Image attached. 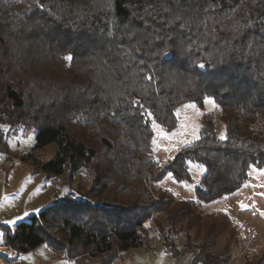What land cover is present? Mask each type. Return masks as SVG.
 Wrapping results in <instances>:
<instances>
[{
	"label": "trees",
	"instance_id": "trees-1",
	"mask_svg": "<svg viewBox=\"0 0 264 264\" xmlns=\"http://www.w3.org/2000/svg\"><path fill=\"white\" fill-rule=\"evenodd\" d=\"M0 85V124L36 133L20 161L33 173H66L68 184L81 168L89 175L87 190L77 180L7 228L3 245L26 253L46 243L75 264L104 255L96 264H110L152 247L142 223L158 213L164 251L177 257L183 232L194 264H231L237 231L227 213L201 202L239 188L251 165L264 168V0H0ZM206 97L217 116L204 112L198 137L160 167L151 121L170 131L179 105L201 107ZM50 143L55 152L41 160L36 152ZM190 161L205 167L194 198L153 187L166 174L191 183ZM242 264H264V243Z\"/></svg>",
	"mask_w": 264,
	"mask_h": 264
},
{
	"label": "rangeland",
	"instance_id": "rangeland-1",
	"mask_svg": "<svg viewBox=\"0 0 264 264\" xmlns=\"http://www.w3.org/2000/svg\"><path fill=\"white\" fill-rule=\"evenodd\" d=\"M46 74L51 76L53 72L47 71ZM207 100L213 101L212 98L206 97L201 107L194 102L179 105L175 111L177 125L170 131L164 130L156 121H151L152 154L160 167L166 163L174 150L198 137L200 117L204 112H214L217 116L219 107L214 101L206 103ZM216 125L218 136L223 137L224 128L218 117ZM0 132L3 133L8 146L7 150H0V241H2L7 228H14L25 218L62 199L71 188L77 186V180L86 181L82 187L83 190H87L89 175L86 169L81 168L73 184H68L66 173L60 176H47L45 172L33 173L29 161L21 162L20 159L31 151L35 143L34 128L19 126L18 129L11 130L7 125L0 124ZM54 152L55 144L50 143L37 151L36 156L45 161L51 158ZM187 164L192 178L191 183L177 181L170 174H166L161 180L156 181L153 187L169 190L178 200L194 198L195 187L205 172V167L197 162L190 161ZM248 174L249 178L233 192L201 202V208L206 212L221 210L227 213L231 219L230 223L237 231L238 244L232 245L228 252L231 264H242L245 254L259 253L264 243V168L251 165ZM151 191L154 193V189ZM156 221L164 228L167 227L163 215L158 213H153L142 223L152 244L149 250L143 246L130 248L120 252L110 264H191L194 251L183 246V232L177 236V245L180 249L177 257H174L164 251L158 242ZM225 243L223 233L216 240V248H222ZM3 244L0 242V246L5 250L3 252H6L8 257L0 253V264H75L64 252L46 243L26 253H18ZM105 256L107 255L90 260L88 264H96Z\"/></svg>",
	"mask_w": 264,
	"mask_h": 264
},
{
	"label": "snow or ice",
	"instance_id": "snow-or-ice-1",
	"mask_svg": "<svg viewBox=\"0 0 264 264\" xmlns=\"http://www.w3.org/2000/svg\"><path fill=\"white\" fill-rule=\"evenodd\" d=\"M184 26H185L184 24H181V27H184ZM137 50H139V49H137ZM65 59H70V57H65ZM203 66L204 65H202V64L200 65V67H203ZM206 103H213V101L207 100ZM188 107H195V105H188ZM37 211H39V209H37ZM25 215H27V213H25ZM17 219H19V217ZM7 223H13V222H7Z\"/></svg>",
	"mask_w": 264,
	"mask_h": 264
},
{
	"label": "bare ground",
	"instance_id": "bare-ground-1",
	"mask_svg": "<svg viewBox=\"0 0 264 264\" xmlns=\"http://www.w3.org/2000/svg\"><path fill=\"white\" fill-rule=\"evenodd\" d=\"M3 250H4V248H3V246H0V253L3 255L4 254V257L6 256V257H8L7 255L8 254H6V252H3ZM5 251V250H4Z\"/></svg>",
	"mask_w": 264,
	"mask_h": 264
},
{
	"label": "crops",
	"instance_id": "crops-1",
	"mask_svg": "<svg viewBox=\"0 0 264 264\" xmlns=\"http://www.w3.org/2000/svg\"><path fill=\"white\" fill-rule=\"evenodd\" d=\"M192 260V259H191ZM191 264H193V262L191 261Z\"/></svg>",
	"mask_w": 264,
	"mask_h": 264
}]
</instances>
